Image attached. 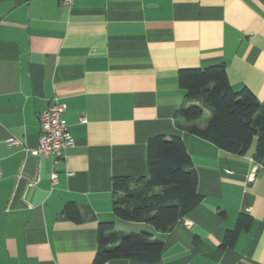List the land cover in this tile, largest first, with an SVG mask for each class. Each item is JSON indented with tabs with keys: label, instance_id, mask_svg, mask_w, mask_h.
<instances>
[{
	"label": "crops",
	"instance_id": "0c3cea01",
	"mask_svg": "<svg viewBox=\"0 0 264 264\" xmlns=\"http://www.w3.org/2000/svg\"><path fill=\"white\" fill-rule=\"evenodd\" d=\"M220 62L234 90L246 86L264 104V0H0V264H94L99 222L111 220L153 232L164 249L154 263L102 264H264L255 146L229 152L176 116L195 102L180 69ZM55 100L75 145L57 158L27 153ZM160 134L183 139L202 195L166 232L113 212L115 178L147 176L148 141ZM69 201L80 222L63 214ZM242 211L250 227L222 247Z\"/></svg>",
	"mask_w": 264,
	"mask_h": 264
},
{
	"label": "trees",
	"instance_id": "16d2710c",
	"mask_svg": "<svg viewBox=\"0 0 264 264\" xmlns=\"http://www.w3.org/2000/svg\"><path fill=\"white\" fill-rule=\"evenodd\" d=\"M226 68L225 62H220L180 69V87L195 102L183 103L176 116L190 123L191 133L232 153H246L255 142L254 159L264 165V104L246 86L234 90ZM204 109L211 114L206 125L200 126L195 122L203 117ZM147 164V176L115 178L113 212L121 220L144 222L166 232L201 202L197 171L179 135L151 137ZM63 214L81 221L75 202H67ZM251 222L249 214L240 212L236 226L226 231L222 247L233 245ZM163 249L164 241L151 231H126L116 229L112 220L101 221L94 264L120 258L154 263L161 259Z\"/></svg>",
	"mask_w": 264,
	"mask_h": 264
},
{
	"label": "built area",
	"instance_id": "2783aa9c",
	"mask_svg": "<svg viewBox=\"0 0 264 264\" xmlns=\"http://www.w3.org/2000/svg\"><path fill=\"white\" fill-rule=\"evenodd\" d=\"M72 1L73 0H60V3L63 5H70ZM65 110L66 105L55 100L40 114L41 133L39 143L36 147H24L27 153L36 156L44 155L57 158L62 156L65 148L75 145V138L64 119ZM82 121H86L85 117H82ZM8 142L10 145L22 144V141L17 137H10ZM52 178L54 181L56 180L55 174ZM35 182L36 180L33 181V183Z\"/></svg>",
	"mask_w": 264,
	"mask_h": 264
},
{
	"label": "rangeland",
	"instance_id": "374dc122",
	"mask_svg": "<svg viewBox=\"0 0 264 264\" xmlns=\"http://www.w3.org/2000/svg\"><path fill=\"white\" fill-rule=\"evenodd\" d=\"M209 115V111H208V109H204V115H203V117L201 118V122L202 121H204V120H206V118H207V116ZM252 145H254V146H256V143L254 142ZM116 229H124V227H118V228H116ZM142 230H147V229H137V230H133V231H136V232H138V231H142Z\"/></svg>",
	"mask_w": 264,
	"mask_h": 264
}]
</instances>
